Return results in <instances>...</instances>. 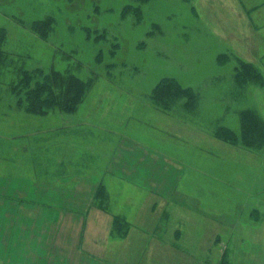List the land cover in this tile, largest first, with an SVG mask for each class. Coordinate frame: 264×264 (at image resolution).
<instances>
[{
  "label": "rangeland",
  "instance_id": "rangeland-1",
  "mask_svg": "<svg viewBox=\"0 0 264 264\" xmlns=\"http://www.w3.org/2000/svg\"><path fill=\"white\" fill-rule=\"evenodd\" d=\"M127 6L143 12L124 14ZM48 16L55 18V25L44 40L30 25ZM3 34L4 49L20 56L27 69L69 71L91 86L75 113L43 117L17 111L12 115L0 104V190L7 184L5 188L12 189L10 198L20 200L21 186L33 188L45 182L51 156L73 171L69 178L85 180L79 188L91 190L90 177L96 176L92 173L102 170V143L124 133L136 135L152 145L160 143L164 155L170 152V173L188 175L178 189L185 188L192 196L198 191L204 219L171 206L174 227L187 221L182 228L188 237L185 246L202 251L215 248L213 256H204L211 258V264H220L223 257L230 264H264V149L249 151L213 134L218 126L239 131L241 110L253 108L264 116V87L250 85L240 93L233 79L236 57L264 72V0H151L146 4L138 0H0V38ZM98 34H102L100 42L94 39ZM221 55L229 58L220 61ZM166 77L199 90L193 112L178 106L169 114L172 118L151 113L150 93ZM67 133L74 139L68 140ZM40 135L45 137L42 142ZM36 151L42 156L37 157ZM83 175L89 178L78 180ZM103 183L112 194L108 211L125 213V196L131 190L109 177ZM101 188L102 182L90 202L100 211ZM125 191L122 197L115 196ZM186 198L188 206L194 204V198ZM133 200L136 212L148 205L142 196ZM156 203L161 210L162 198ZM93 216L90 245L99 249L97 227L102 215L95 212ZM200 220L206 224L199 232L188 227ZM115 229L112 240L119 237ZM184 258L172 259L171 264H208Z\"/></svg>",
  "mask_w": 264,
  "mask_h": 264
},
{
  "label": "crops",
  "instance_id": "crops-1",
  "mask_svg": "<svg viewBox=\"0 0 264 264\" xmlns=\"http://www.w3.org/2000/svg\"><path fill=\"white\" fill-rule=\"evenodd\" d=\"M252 28L255 31L253 24ZM150 109L151 113L173 117L154 106ZM174 120L179 124L177 119ZM116 138L109 141L111 143H102V170L92 173L98 177H90L94 183L91 190L79 188L85 180L76 182V177L69 178L70 174H74L73 171L68 170L64 161L52 158V162L46 163L48 176L45 182L34 184L33 188L20 185L17 192L20 200L13 201L10 198L12 189L5 188L7 184L2 187L0 264H171L172 259L187 256L211 264V258L204 256H213L215 248L202 251L186 247L188 237L185 232L182 233V228L184 230L187 221L174 227L170 220L171 206L204 219L203 203L196 199L198 191H194L195 197L185 188H177L179 182L185 181L188 175L176 170L170 173L172 158L170 152L167 155L160 152V143H154V146L143 137L126 133ZM173 138L177 139L176 136ZM67 139L74 137L68 135ZM152 148L157 152H151ZM105 150H110V154ZM96 164L95 161L92 166ZM89 175L78 177V180L89 178ZM108 177L112 181H120L121 185L125 184L131 190L128 194L126 191L123 194L115 193V196L117 194L120 197L126 194L128 200L123 204L125 213L119 212L121 215L97 210L90 204L95 187L101 182L112 196L110 188L103 183ZM189 180H192L190 176ZM76 183H79L77 187ZM138 196L146 198L148 202V205H142L143 211L140 213L132 210L135 206L133 198ZM188 196L195 197L193 205H187ZM159 198L164 201L161 210L158 208L161 205L156 203ZM95 212L102 215L100 229L97 227L99 244L102 246L99 249H92L90 245L91 222L94 224L92 218ZM141 213L150 215L146 217ZM113 214L119 215L127 225L123 227L125 235L115 236L112 240L110 234L115 223ZM200 221L190 223L188 227L199 232L206 224L204 220Z\"/></svg>",
  "mask_w": 264,
  "mask_h": 264
},
{
  "label": "trees",
  "instance_id": "trees-1",
  "mask_svg": "<svg viewBox=\"0 0 264 264\" xmlns=\"http://www.w3.org/2000/svg\"><path fill=\"white\" fill-rule=\"evenodd\" d=\"M138 1L141 4H146L151 0ZM134 10L139 13L143 12L140 7L133 9L132 6H127L124 14ZM54 25L55 18L48 16L45 19L33 21L30 28L40 38L47 40ZM90 29L92 28H89V32ZM95 32L99 33L97 30ZM93 33L92 30L90 35L93 36ZM3 37L4 34L0 38V104L4 105L6 111H8L7 114L17 115L18 112L21 113L23 111L33 116L48 117L57 112L75 113L79 110L91 86L89 82L82 80L69 71L61 72L54 70L55 68H48L47 70L42 67L27 69L21 63L20 56L4 49ZM101 37L102 34H98L94 39L100 42ZM98 56L97 59L99 58ZM228 58L229 55H221L219 60L224 61ZM236 58L237 64L234 68L233 79L235 87L239 89L240 93L250 85L264 87V72L261 67L239 57ZM199 98L200 92L197 88L185 86L172 77L163 78L150 93L152 105L167 114H173L178 106L188 112H193L199 104ZM239 115V131L227 126H218L213 132L214 136L225 143L233 144L249 151L260 152L264 149V116H260L253 108L241 110ZM66 135H69L70 138L73 137L71 133ZM44 139L45 137H42L40 141L42 142ZM34 143H36V140ZM22 154L23 156L25 155V153ZM35 154L37 157L42 156H39L40 154L38 155L37 151ZM20 155H17L18 158ZM106 188L102 184L98 199L103 210L108 211L110 195ZM113 215L116 218L114 233L119 236L125 235L126 231L123 230L122 225L126 226L127 224L120 216ZM220 264L230 263L227 257H223Z\"/></svg>",
  "mask_w": 264,
  "mask_h": 264
}]
</instances>
